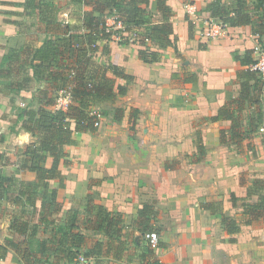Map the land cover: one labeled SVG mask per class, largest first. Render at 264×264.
<instances>
[{"label":"crops","instance_id":"0c3cea01","mask_svg":"<svg viewBox=\"0 0 264 264\" xmlns=\"http://www.w3.org/2000/svg\"><path fill=\"white\" fill-rule=\"evenodd\" d=\"M104 1L0 0V175L19 186L35 179L20 169L35 136L19 117L49 108L40 91L50 82L38 77L43 67L33 59L35 50L69 32L83 38L85 14ZM213 1L166 0L169 16L158 9V0L141 2L145 26L171 22L166 45L100 39L92 50L84 37L86 54L65 56L74 64L91 58L117 65L132 79L107 73L115 92L93 107L102 113L100 125L72 134L67 156L49 180L58 191L55 208L41 193L35 205L13 191L0 197V264L25 263L26 254L30 264H72L75 251H93L92 264H133L136 258L142 264H264V213L248 222L245 209L264 195L250 191L252 181L264 178V82L257 73L263 82L259 103L242 98L246 79L239 71L248 65L234 57L245 59L259 40L253 23L231 25L226 36L207 40L204 24L192 23L186 6L195 4L208 17ZM245 8L254 23L261 20L255 0ZM57 59L63 61L62 55ZM119 84L125 93L117 92ZM118 109L121 118L115 117ZM222 109L233 117L215 119ZM52 161L48 157L44 166L52 167ZM88 196L121 218L113 227L121 229L119 235L99 228ZM224 217L239 230L228 231ZM18 223L26 224L25 232ZM144 231L158 233L157 248ZM129 237L137 252L130 257Z\"/></svg>","mask_w":264,"mask_h":264},{"label":"trees","instance_id":"16d2710c","mask_svg":"<svg viewBox=\"0 0 264 264\" xmlns=\"http://www.w3.org/2000/svg\"><path fill=\"white\" fill-rule=\"evenodd\" d=\"M147 1L106 0L103 2V6L94 3L96 12L86 13L84 17V25L88 31L83 38L71 34V32L67 33V31L66 33L69 36H65L63 39H47L42 47L35 50L33 59L41 61L44 69L41 72L42 76L38 77L50 82L48 88L40 91L44 104L49 108L29 109L26 112V118L23 112L19 117L24 120L25 128L35 136V139L26 146L20 169L34 174L35 179L34 181H22V185L19 186L15 178L0 175V197H4L13 191L17 192L18 197H23L27 204L35 205L36 198L41 193L44 196L49 195L51 197L52 202L49 204L50 206H53V208L57 206L55 200L57 199L58 191L50 187L49 180L57 176L59 163L61 159L66 158V149L73 142L72 134L74 132L93 131L96 128V116L93 114V107L96 103L111 98L115 92L114 79L107 76V73L110 71L116 77L127 80L132 79L131 76H128L117 65L107 64L106 66H102L91 60V58L82 59L80 64L78 62L74 64V61L71 62L69 59L64 61L63 59L66 58V55L73 58L74 56L80 57L86 54L85 49L87 47L85 46L84 37L87 39V43L92 50L97 49V47H92L94 43H97V40L110 39L111 32L106 31L105 18L112 14L113 11L117 12L120 19L126 24L125 29L127 31H131L132 29L137 30L138 43L140 45H145L148 39L157 40L160 44L166 45L171 40L170 34L173 33L172 24L170 21H163L145 26L146 11L139 4L141 2L146 3ZM246 2L247 0H214L208 9L212 16L223 18L229 26L253 23L254 33L258 36L259 42L264 47V0H255V4H258L262 12L260 16L261 20L258 23L253 22L252 13L245 8ZM165 3L166 0H158V9L163 12L164 16H169L170 12ZM140 53H142V57L146 56L144 55L145 51L142 50ZM60 55H62L61 60H63L61 62L57 59ZM245 55V59H241L238 53L234 55L240 63L248 65L247 69L239 71L240 77L246 79L243 82L241 97L245 100L259 103V95L261 94L263 82L257 76V72L251 68L255 62L254 56L253 58L251 57L253 51L250 50ZM55 67H57V70H54ZM46 68H49L48 72H45L47 71ZM72 72H74V75H72ZM252 80L254 81L253 84H251ZM68 86H71V104L67 110H54L53 106L59 89ZM125 91V86L119 84L117 92L123 94ZM119 112H121L119 109L115 112L116 118L122 117ZM221 117L232 118L233 115H230L226 109H222L214 118L218 119ZM48 157L53 158L52 167L50 168L44 166ZM250 191L252 193L264 191V178H257L252 181ZM233 200L235 205L237 200L235 195H233ZM245 209L248 222L258 219L264 213V195L255 202L245 204ZM88 211L96 213L98 226L100 229H104L107 235H119L118 233L121 229H115L114 232L113 227L118 226L122 222L121 218L112 215L103 205L93 203L91 196H88ZM75 217L76 215H73L69 219L68 223L71 227L74 226ZM223 222L228 231L237 232L239 230V226L235 220L224 217ZM15 223L17 222L14 220L12 229L15 227ZM16 225H19L20 230L25 232V223H18ZM74 237L77 238L75 242L76 247H80L83 236L78 233ZM1 250L2 246L0 245ZM80 253L83 252L75 251L71 253L73 262ZM92 253L93 251L83 254L89 257ZM26 255L24 259L25 263L30 264L28 258L30 255Z\"/></svg>","mask_w":264,"mask_h":264},{"label":"built area","instance_id":"2783aa9c","mask_svg":"<svg viewBox=\"0 0 264 264\" xmlns=\"http://www.w3.org/2000/svg\"><path fill=\"white\" fill-rule=\"evenodd\" d=\"M186 11L189 19L192 23L202 22L204 24L202 34L207 40L217 39L226 36L229 25L221 17L214 16H202L195 4H188ZM105 27L107 32H111L110 39L116 40L121 43L135 44L138 43L139 37L136 29L127 31L126 24L120 19L117 12L113 11L112 14L105 18ZM258 37V36H257ZM98 44L94 43L92 47H97ZM255 59L254 64L251 66L261 77L264 82V47L258 41L252 49ZM74 75V72H72ZM72 102L71 86L59 89L54 109L55 110H67ZM93 114L96 116L95 126L100 124L102 113L98 110H93ZM149 245L152 248H157L159 245V237L157 232H147L145 234ZM17 264H25L24 262H18ZM72 264H92L91 259L83 253H80Z\"/></svg>","mask_w":264,"mask_h":264},{"label":"rangeland","instance_id":"374dc122","mask_svg":"<svg viewBox=\"0 0 264 264\" xmlns=\"http://www.w3.org/2000/svg\"><path fill=\"white\" fill-rule=\"evenodd\" d=\"M24 108H26V107H24ZM53 109H54V106H53ZM55 110V109H54ZM99 111V110H98ZM100 125V124H99ZM98 125V126H99ZM97 127V126H96ZM256 198V196H254V194H253V196L251 197V199H255ZM146 239V238H145ZM129 240H130V242L132 243V251L129 253V257L130 256H133L134 254H136L137 252H136V248H135V246H134V244L136 245V240L135 239H133V238H131L130 239V237H129ZM130 259V258H129ZM138 262H140L141 264H142V261L140 260V259H138V258H136V260H134V263L133 264H139ZM129 264H130V262H129ZM154 264H158V262L157 261H154ZM160 264V263H159Z\"/></svg>","mask_w":264,"mask_h":264}]
</instances>
